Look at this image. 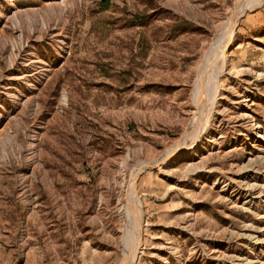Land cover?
Listing matches in <instances>:
<instances>
[{"label": "rangeland", "instance_id": "1", "mask_svg": "<svg viewBox=\"0 0 264 264\" xmlns=\"http://www.w3.org/2000/svg\"><path fill=\"white\" fill-rule=\"evenodd\" d=\"M239 1L0 0V264L122 263L133 172L191 130ZM226 65L201 142L139 175L136 264H264V4Z\"/></svg>", "mask_w": 264, "mask_h": 264}, {"label": "bare ground", "instance_id": "2", "mask_svg": "<svg viewBox=\"0 0 264 264\" xmlns=\"http://www.w3.org/2000/svg\"><path fill=\"white\" fill-rule=\"evenodd\" d=\"M263 4L264 0H240L237 3L231 18L227 20L214 37L211 47L200 63L193 94L196 118H194L191 130L183 141L175 147L174 151L168 152L153 164H140L134 170L127 194L126 224L123 239L124 256L121 264H136L142 246L141 221L143 213L141 204L136 196L139 175L143 172L145 166L154 165L158 167L159 163L167 162L168 158L177 155L182 150H192L201 142L210 127L211 119L216 111L217 99L221 92V78L227 69L226 53L235 38L239 21L247 12L261 7ZM244 118H248V116L246 115Z\"/></svg>", "mask_w": 264, "mask_h": 264}, {"label": "water", "instance_id": "3", "mask_svg": "<svg viewBox=\"0 0 264 264\" xmlns=\"http://www.w3.org/2000/svg\"><path fill=\"white\" fill-rule=\"evenodd\" d=\"M148 168H152L151 165H148Z\"/></svg>", "mask_w": 264, "mask_h": 264}]
</instances>
